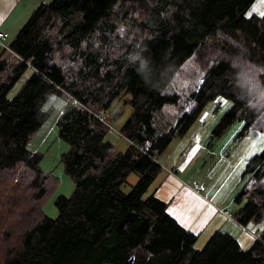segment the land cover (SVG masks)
<instances>
[{
  "label": "trees",
  "instance_id": "trees-1",
  "mask_svg": "<svg viewBox=\"0 0 264 264\" xmlns=\"http://www.w3.org/2000/svg\"><path fill=\"white\" fill-rule=\"evenodd\" d=\"M253 2L52 0L36 7L8 49L0 48V264H264V228L247 250L220 231L194 249L196 235L166 204L143 197L160 171L156 156L214 97L231 101L214 132L236 120L264 129V12L248 14ZM51 93L69 99L58 135L69 144L60 161L74 185L69 197L55 198L54 219L40 207L56 178L27 147ZM120 102L131 107L117 129L128 144L122 152L106 139L119 115L110 108ZM243 176L236 220L259 222L264 148Z\"/></svg>",
  "mask_w": 264,
  "mask_h": 264
},
{
  "label": "rangeland",
  "instance_id": "rangeland-1",
  "mask_svg": "<svg viewBox=\"0 0 264 264\" xmlns=\"http://www.w3.org/2000/svg\"><path fill=\"white\" fill-rule=\"evenodd\" d=\"M51 1L27 0V3L33 8V12L40 4ZM32 12L28 11L23 25ZM117 31L120 34L123 32L120 23ZM13 34L17 33H12V36ZM13 38L11 36L10 39L5 38L4 43L11 42ZM25 77L23 76L13 85L7 95L8 98H12L17 93ZM68 102L67 96L51 93L42 105V110L46 111L47 116L27 143L30 150L41 155L40 168L56 178L54 189L47 194L40 207L43 214L52 219L57 217L55 198L60 195L69 197L74 189L73 182L65 173L60 161L61 154L69 149V144L58 135V119ZM230 106V99L221 95L205 104L189 129L183 135L173 137L167 148L156 156L160 171L143 194V197L154 195L163 201L167 213L196 235L194 249L203 248L210 236L215 231H220L232 236L242 250H247L264 228V218L259 222L248 221L240 224L235 217L239 205L234 200L246 180L243 172L248 162L264 148V129L253 127L246 129L242 120H236L224 132H214L220 118ZM109 112L111 116L114 113L119 115L111 119L110 126L113 132L109 131L106 139L113 144L114 150L122 152L126 150L128 144L117 134V129L130 115L131 107L120 102L110 108ZM175 170V173H171ZM170 175L178 181L173 183L168 180ZM135 181L136 179L130 180L125 184L124 191H129ZM196 184L198 188L202 186L204 188L202 187L200 191L196 190L194 188ZM208 190L218 191L217 196L211 198ZM165 195L170 197L169 201L163 199ZM207 204L213 207H211L213 211L214 208L217 209L215 212L220 213L221 217L231 218L235 225L219 221ZM229 225L234 229L229 228Z\"/></svg>",
  "mask_w": 264,
  "mask_h": 264
},
{
  "label": "crops",
  "instance_id": "crops-1",
  "mask_svg": "<svg viewBox=\"0 0 264 264\" xmlns=\"http://www.w3.org/2000/svg\"><path fill=\"white\" fill-rule=\"evenodd\" d=\"M28 5L29 4L27 3V0H0V32L6 33L7 39L8 38L10 39V36L15 37V34H13L14 36H12V33H17L20 30V28L23 26V23L27 17L26 15H27L28 11H29V13L32 12L33 8L30 5L29 6ZM260 6H262L263 8H259ZM248 12L250 14H258V15L262 14L264 12V0H254L253 4L250 7ZM9 43H6V44H9ZM175 172H176V170L171 171V173H175ZM169 179L173 183H176L178 181L176 178L172 177L171 175L168 177V180ZM202 187L204 188V186H202ZM205 189H206V187H205ZM207 192L211 196V198H215L218 194V191H216V190H214V191L208 190ZM196 193H198V192H196ZM196 195L199 198H201V200L205 201V199L200 197V195H198V194H196ZM207 197H209V196H207ZM163 199L166 201H169L170 197H167V195H165L163 197ZM207 205H209V204H207ZM209 206H210V211H212L214 216L219 221H222L226 224L230 223V224L235 225L234 221L230 220L231 218H228L225 216L221 217L222 215H220V213L215 212V211H217V209L214 208V211H213L211 209L212 206L211 205H209ZM229 228L234 229V227H231V225H229Z\"/></svg>",
  "mask_w": 264,
  "mask_h": 264
},
{
  "label": "built area",
  "instance_id": "built-area-1",
  "mask_svg": "<svg viewBox=\"0 0 264 264\" xmlns=\"http://www.w3.org/2000/svg\"><path fill=\"white\" fill-rule=\"evenodd\" d=\"M7 37V34L4 32H0V48L8 49L7 44L4 43V39ZM196 190H201L202 187L198 188V185L196 184L194 187Z\"/></svg>",
  "mask_w": 264,
  "mask_h": 264
}]
</instances>
